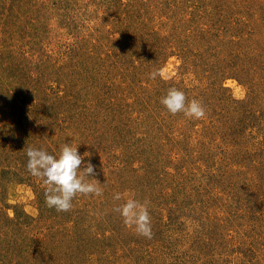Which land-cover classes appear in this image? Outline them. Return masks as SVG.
Segmentation results:
<instances>
[{
    "label": "rangeland",
    "instance_id": "rangeland-1",
    "mask_svg": "<svg viewBox=\"0 0 264 264\" xmlns=\"http://www.w3.org/2000/svg\"><path fill=\"white\" fill-rule=\"evenodd\" d=\"M64 143L103 195L57 212L26 153ZM0 264H264V0H0Z\"/></svg>",
    "mask_w": 264,
    "mask_h": 264
},
{
    "label": "clouds",
    "instance_id": "clouds-1",
    "mask_svg": "<svg viewBox=\"0 0 264 264\" xmlns=\"http://www.w3.org/2000/svg\"><path fill=\"white\" fill-rule=\"evenodd\" d=\"M158 76V70L149 73V79L155 80ZM160 103L171 115L183 113L185 117L197 120L206 117L205 106L201 100L195 98L189 100L183 91L175 87L167 90L161 97ZM26 155L28 172L42 181L47 207L54 208L57 212H67L72 209V201L77 194L97 197L103 195L102 183L90 178L97 175L95 165L84 160L91 154L88 152L79 154L77 146L64 143L58 156L49 154L43 149L29 147ZM113 199L121 200V193H115ZM149 203L148 200L128 198L113 210L120 214L126 226L134 228L137 235L152 239Z\"/></svg>",
    "mask_w": 264,
    "mask_h": 264
}]
</instances>
